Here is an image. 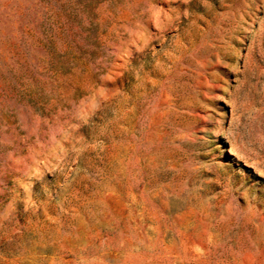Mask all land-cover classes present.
Wrapping results in <instances>:
<instances>
[{
  "label": "rangeland",
  "instance_id": "1",
  "mask_svg": "<svg viewBox=\"0 0 264 264\" xmlns=\"http://www.w3.org/2000/svg\"><path fill=\"white\" fill-rule=\"evenodd\" d=\"M0 264H264V0H0Z\"/></svg>",
  "mask_w": 264,
  "mask_h": 264
}]
</instances>
